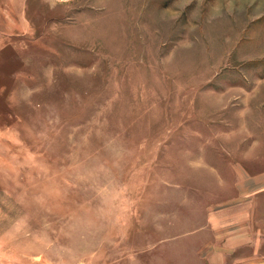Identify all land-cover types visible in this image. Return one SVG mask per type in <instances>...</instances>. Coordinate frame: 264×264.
<instances>
[{"label":"rangeland","instance_id":"rangeland-1","mask_svg":"<svg viewBox=\"0 0 264 264\" xmlns=\"http://www.w3.org/2000/svg\"><path fill=\"white\" fill-rule=\"evenodd\" d=\"M18 3L0 264H209L264 190V0Z\"/></svg>","mask_w":264,"mask_h":264},{"label":"crops","instance_id":"crops-1","mask_svg":"<svg viewBox=\"0 0 264 264\" xmlns=\"http://www.w3.org/2000/svg\"><path fill=\"white\" fill-rule=\"evenodd\" d=\"M18 4L24 6L26 0ZM263 199L264 190L254 191L249 206L240 213L241 223L220 229L216 245L211 244L214 253L207 256L209 264H264Z\"/></svg>","mask_w":264,"mask_h":264}]
</instances>
